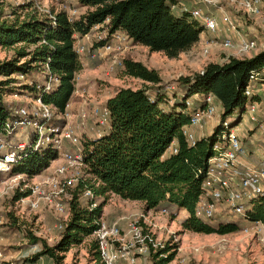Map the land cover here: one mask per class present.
Instances as JSON below:
<instances>
[{"label":"trees","instance_id":"trees-1","mask_svg":"<svg viewBox=\"0 0 264 264\" xmlns=\"http://www.w3.org/2000/svg\"><path fill=\"white\" fill-rule=\"evenodd\" d=\"M74 1L76 7L84 11L70 17L68 11L61 7L51 12L54 20L49 13L41 12L35 2L18 4V8L27 10L21 19L15 10L12 16L16 18L11 20L3 18L0 11V46L13 48L21 45L15 57L0 60V132L4 131V122L14 106L6 96L25 91L35 95L36 75L44 70L46 62L60 82L44 96V101L57 113L65 112L75 91L76 75L83 68L75 47L76 34L84 36L98 25L99 30L109 34L124 32L133 44L176 58L191 50L206 29L191 11L173 8L184 0ZM263 66L264 50L252 57L231 55L224 62H210L200 72L179 77L174 84L177 89L172 90L171 96L158 70L125 57L120 71L122 75L157 86L120 87L107 99L105 104L110 113L108 131L94 138L82 137L84 176L71 192L70 217L61 231V238L57 244L49 246L44 238L28 229L29 245H41L30 260L49 255L54 264H62L73 246L94 236L89 243L87 264H105L94 234L112 194L126 200L142 201L146 210H157L162 205L185 209L188 215L182 226L186 230L222 235L241 230L240 222L247 221L226 220L215 224L216 216L212 220L199 218L196 207L203 193L208 159L213 155V142L223 127L221 123L238 109L241 112L236 122L240 121L248 100L245 90L250 75ZM178 92H182L181 99ZM209 94L220 102L222 120L213 133L197 138L191 145L183 130L190 124L198 106L188 107L186 101L199 95L201 106ZM174 142L177 152H170ZM58 157L59 153L52 147L38 152L28 151V155L13 165L9 174H25L32 178L41 174ZM1 175L0 172V182ZM85 189L93 192L91 200L81 197ZM30 194V188L24 191L18 188L13 199L20 200ZM95 202L97 205L92 207ZM10 215L20 228L17 218ZM247 218L264 223V195L254 202ZM171 248L168 245L161 251ZM160 253L154 256L159 258L155 264H167L175 256L171 252L160 257Z\"/></svg>","mask_w":264,"mask_h":264},{"label":"built area","instance_id":"built-area-1","mask_svg":"<svg viewBox=\"0 0 264 264\" xmlns=\"http://www.w3.org/2000/svg\"><path fill=\"white\" fill-rule=\"evenodd\" d=\"M206 1L218 3L215 0ZM26 2L38 4V0H23L19 4ZM73 2L74 0H62L60 3L61 7L68 11L70 17H75L79 13L78 7ZM241 3L245 11L251 15L259 14L261 8L264 7V0H241ZM173 8L191 11L192 15L213 33L220 30L219 20L214 14L205 12L202 7H190L182 1L178 5H174ZM50 16L53 20L55 19L52 13ZM234 22L229 15H225L223 23L228 25L230 30L238 32L239 25L237 26ZM99 29L100 26L97 25L92 32L83 36L86 44L76 42L75 47L80 58L87 51H90L89 57L91 59L107 61L110 57L113 67H122L125 59L122 54L133 46L132 39L121 31L109 34L107 31ZM240 39L241 52H249L255 49L259 52L264 50V43L261 46L257 38H245L241 35ZM223 44L225 47H234V38L225 36ZM43 69L46 76L43 81L36 78L38 81L37 90L33 95V101L14 105L10 116L4 122V131L0 132V172L9 173L14 164L28 155V151L38 152L50 147L56 149L59 153L58 158L62 159L63 163L56 166L54 170H52L54 165H50L40 174L45 178L47 185L53 187V193H56L54 200L46 194V188L38 183L32 186L29 196L20 200L32 210H37L42 200H48L54 203V209L58 216L62 217L68 214V222L70 217L69 206L58 195L67 190H73L84 176L83 128L85 129L89 122L94 123L95 128L108 126L110 113L106 104L95 105L91 110L82 108L75 118L69 111L70 103H68L64 113H57L52 105L44 101V96L54 90L59 85L60 80L51 71L48 62L45 63ZM21 77L23 78V76ZM78 80L79 77L76 75L74 94L85 92L88 89L86 87L79 88L77 86ZM167 89L174 90L175 87L167 86ZM245 93L248 100L244 105L240 121L224 120L221 123L223 127L213 142V155L208 159L203 193L197 203L196 215L205 220H212L218 214L228 217L232 215L236 217L233 220L243 219L247 221L248 224L244 227V231L255 233L264 250V223L250 221L247 218V213L253 207L254 202L264 195V164L247 163L243 160L244 139L238 128L245 119V114L250 122L256 124L258 128L264 127V120L262 121L260 117V114L264 113V66L251 73ZM254 96L258 98L253 99ZM186 104L188 107H192L195 101L193 98H188ZM217 112L216 98L209 94L204 104L198 106L190 124L184 127L183 132L187 136L189 144L193 145L197 140L190 128L202 126L204 121L212 120ZM97 133L101 136L102 130L98 129ZM169 151L177 152L175 142ZM74 166H80L81 170L76 171L71 176L68 175V171ZM18 176L21 174H16L12 179H16L15 177ZM81 197L91 200L94 194L90 189H85ZM96 205L97 202L93 203L92 207ZM221 211L223 213H220ZM163 212L167 213L168 209H163ZM66 223L59 222L55 227L62 231ZM23 228L25 229V227ZM130 231L133 232L134 240L132 241L127 236L122 235V229L117 223H107L101 220L94 235L105 264H139L138 254H149L150 247L157 246L154 238L150 234H144L143 228L140 226L131 224ZM138 243L140 245L137 248ZM133 247H136V252L132 251ZM0 264H16L6 260L4 235L1 227Z\"/></svg>","mask_w":264,"mask_h":264},{"label":"rangeland","instance_id":"rangeland-1","mask_svg":"<svg viewBox=\"0 0 264 264\" xmlns=\"http://www.w3.org/2000/svg\"><path fill=\"white\" fill-rule=\"evenodd\" d=\"M22 1L0 0V11L3 12L2 17L9 20L16 18L12 16V12L15 10L18 12L20 19L23 18L27 10L18 8V4ZM61 1L38 0L36 5L41 12L50 14L53 10L61 8ZM194 1V5L204 7L208 12L220 16L218 20L222 24H224L225 15H229L235 21L234 23L237 26L239 25L238 32L240 34L230 30V27L224 24L226 27L225 32L224 30H219L212 35L204 33L203 37L201 34V40L196 46L176 58H170L163 52H152L148 47L140 44H135V46L125 51L122 56L134 58L142 61L149 68L157 69L160 75H163L165 86H174L177 89L174 84L179 77L200 72L210 62H224L231 55L239 58L252 57L259 52L257 49L241 52L239 42H241V35L245 38H251L249 35L255 34L260 36L259 38L261 39H258V42L262 46L264 43V7L261 8L259 14L251 15L245 11L241 0H215V2H218L216 4L208 3L206 0ZM80 11H84V9H78V12ZM225 36L234 38V47L224 46L223 40ZM20 46L17 45L13 48L0 46V60L15 57L17 48ZM32 48L33 46L30 47V49ZM99 63L91 64L88 69L77 74L79 77L77 86L88 89L85 92L74 94L69 111L75 118H77L82 108L91 110L95 105L105 104V100L120 87L138 88L148 84L143 83L140 79L122 75L120 72L121 67H113L112 58L110 57L104 66ZM45 76L46 72L42 71L37 74L36 78L39 81H43ZM148 86L157 85L149 84ZM167 90L172 96V89ZM178 95V98L181 99L182 92H178ZM88 99L90 101L93 100L92 104ZM6 100L14 105H20L32 102L33 95L27 93V91L19 92L16 95L6 96ZM216 104L218 108L216 116L208 122L204 121L202 126H199L200 128L197 127L200 133H209L211 130V134L215 127L220 124L223 109L219 101L216 100ZM240 112V109H238L227 119L231 122L236 121ZM247 117L245 114V119ZM91 125V123H88L86 129L90 128ZM195 136L197 137L196 134ZM62 163V159L60 162L54 163L52 170ZM78 170H81L80 166H74L68 171V175L71 176ZM1 176L0 227L4 235L6 260L16 264H54V259L49 255H44L34 261L30 260L41 249V245H29L30 241L26 235L28 229L26 228L34 231L39 237L44 238L49 246H54L62 235L55 225L59 222L66 223L68 214L62 217L58 216L54 209V203L48 200H42L40 207L37 210H32L25 202L21 200L14 201L13 199L18 188L24 191L28 188L32 189V186L38 183L43 188H46V194L50 195L54 200L56 193H53V187L48 186L45 178L40 176V174L32 178L21 174V176L15 177L16 179H12L15 175L11 176L9 173H2ZM71 192L72 190H67L58 195L64 203H67V206H69L73 196ZM104 210L102 220L107 223H117L122 229V235L127 236L131 241L134 240L133 232L130 231L131 224L140 226L143 228L144 234H150L154 238L157 246L150 247L149 254H138L139 264H155V260L159 258L154 256L160 252V257L168 256L171 252L175 253L174 259L167 264H264V250L255 233L244 231V227L248 224L246 222H240L242 229L233 233L224 235L218 233H197L186 230L182 226L185 210L178 215H173L169 209L167 213L158 209L146 210L144 202L126 200L114 194L110 196ZM175 211H177V208ZM220 213H223V211ZM10 214H13V218H17L20 228L13 223ZM224 217L216 216L213 223L218 224L220 221L236 219L232 215ZM92 239H94V236H90L83 243L73 246L66 253L62 264H87L90 259L88 252L89 243ZM139 245L140 243L137 244V248ZM168 245L172 247L171 250L161 251ZM132 251L136 252V247H133Z\"/></svg>","mask_w":264,"mask_h":264},{"label":"crops","instance_id":"crops-1","mask_svg":"<svg viewBox=\"0 0 264 264\" xmlns=\"http://www.w3.org/2000/svg\"><path fill=\"white\" fill-rule=\"evenodd\" d=\"M184 2L188 5V6H190V7H201V6H196V5H194V3H195V1L194 0H184ZM73 3H75V5H76V2L74 1ZM203 8V10L205 11V12H208L207 10H205V8L204 7H202ZM212 14H214V16L218 19H220V16H218L217 14H215V13H212ZM221 23V22H220ZM222 24V23H221ZM220 24V30H224V32L226 31L225 30V25L224 24H222L221 25ZM228 31V30H227ZM204 33H208V35H212V34H214L212 31H210V30H208V29H205L204 31H203V33H202V37H203V35H204ZM230 33V32H229ZM226 34H228V33H226ZM231 34V33H230ZM75 37L77 38V43L78 42H81V43H87L86 42V40L83 38V36H79L78 34H76L75 35ZM249 37H251V38H257V39H261V38H259L260 36H257V35H255V34H250L249 35ZM201 40V39H200ZM133 43V42H132ZM199 43V42H198ZM197 43V44H198ZM196 44V45H197ZM195 45V46H196ZM133 46H135V44H133ZM89 54H90V51H87L86 53H85V55L81 58V60H82V64H83V68H82V70L81 71H83V70H85V69H88V67H89V65H91V64H97V62H100L99 64H101V66H104L106 63H107V61H100V60H98V61H96V60H93V59H91L90 57H89ZM134 59V58H133ZM136 60V59H135ZM225 60V59H224ZM223 60V61H224ZM139 61V60H138ZM222 62V61H221ZM220 62V63H221ZM155 69V68H154ZM121 70V69H120ZM157 70V69H156ZM126 77H128V76H126ZM162 77H163V75H162ZM131 78H133V77H131ZM165 78V77H164ZM138 79V78H137ZM141 80V79H140ZM143 81V80H142ZM143 83H147V82H144L143 81ZM149 84H151V83H148L147 85H149ZM139 88V87H138ZM114 95V93L112 94V95H110L108 98H110L111 96H113ZM73 98H74V94H73V97H72V99L70 100V104H71V102H72V100H73ZM107 98V99H108ZM191 98H193L194 99V101H195V106L197 105V106H199L200 105V102H199V95H194V96H192ZM107 99L105 100V103H106V101H107ZM89 100V99H88ZM90 101V100H89ZM92 102H93V100H91L90 101V103L92 104ZM70 108V107H69ZM260 117H261V120L263 121L264 120V113H262V114H260ZM208 121H210V120H208ZM208 121H206V122H208ZM89 123H91L92 125H91V127L90 128H88V129H84L83 128V133H84V135H87V136H89V137H92V138H94V137H98V136H100V135H98V133H97V130L98 129H100V130H102V134L103 133H105L106 131H108V126H104V127H97V128H95V126H94V123H92V122H89ZM200 128L199 126H195V127H191L190 128V130H192V131H194L195 132V134L197 135V137L196 138H200V137H202V136H208V135H210V131H209V133H200V131H198L199 129L198 128ZM238 128H239V130H240V132H241V136L243 137V139H244V146H245V151H244V153L242 154L243 155V160L245 161V162H247V163H256V164H264V127L263 128H258V126L256 125V124H254L253 122H250V120L247 118V119H244L242 122H241V124L238 126ZM101 134V135H102ZM60 158H57L56 160H54L52 163H51V165H54V163H57V161H59L60 162ZM132 201V200H131ZM169 209L170 210V212H172L174 215H178V214H180V213H183V211L185 210V209H181V208H177V211H175L176 210V207H168V206H166V205H162L161 206V208L160 209H158V210H163V209ZM105 211V210H104ZM175 211V212H174ZM185 212V215H184V219L187 217V215H188V213H187V211L185 210L184 211ZM103 216H104V214H103ZM183 219V220H184ZM182 220V221H183ZM41 258V257H40Z\"/></svg>","mask_w":264,"mask_h":264}]
</instances>
